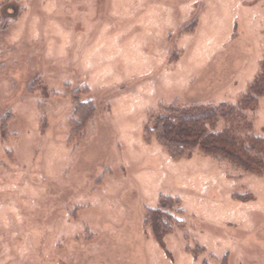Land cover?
Returning a JSON list of instances; mask_svg holds the SVG:
<instances>
[{
	"label": "rangeland",
	"instance_id": "rangeland-1",
	"mask_svg": "<svg viewBox=\"0 0 264 264\" xmlns=\"http://www.w3.org/2000/svg\"><path fill=\"white\" fill-rule=\"evenodd\" d=\"M263 60L264 0H0V264H264V170L144 134L160 105L238 104Z\"/></svg>",
	"mask_w": 264,
	"mask_h": 264
},
{
	"label": "trees",
	"instance_id": "trees-1",
	"mask_svg": "<svg viewBox=\"0 0 264 264\" xmlns=\"http://www.w3.org/2000/svg\"><path fill=\"white\" fill-rule=\"evenodd\" d=\"M263 95L264 60L260 75L238 104L183 105L172 102L160 105L149 115L144 134L148 139H157L175 159L191 157L196 149H200L235 169L260 173L264 170V136L253 134V127L254 112ZM75 116L73 134L75 140H81L92 121L93 109L89 104L78 103ZM183 214L179 197L161 195L157 207L146 209L144 223L164 246L165 236L183 226ZM202 264L210 263L203 261ZM222 264H228L227 260L224 259Z\"/></svg>",
	"mask_w": 264,
	"mask_h": 264
}]
</instances>
